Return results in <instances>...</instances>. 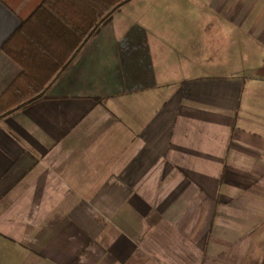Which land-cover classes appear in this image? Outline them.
<instances>
[{
    "label": "crops",
    "instance_id": "crops-1",
    "mask_svg": "<svg viewBox=\"0 0 264 264\" xmlns=\"http://www.w3.org/2000/svg\"><path fill=\"white\" fill-rule=\"evenodd\" d=\"M104 15L0 115V264H264V0Z\"/></svg>",
    "mask_w": 264,
    "mask_h": 264
},
{
    "label": "trees",
    "instance_id": "trees-1",
    "mask_svg": "<svg viewBox=\"0 0 264 264\" xmlns=\"http://www.w3.org/2000/svg\"><path fill=\"white\" fill-rule=\"evenodd\" d=\"M123 0H42L41 4L3 44L22 67L21 73L0 96V115L36 98L100 21ZM40 83V88L31 86Z\"/></svg>",
    "mask_w": 264,
    "mask_h": 264
},
{
    "label": "water",
    "instance_id": "water-1",
    "mask_svg": "<svg viewBox=\"0 0 264 264\" xmlns=\"http://www.w3.org/2000/svg\"><path fill=\"white\" fill-rule=\"evenodd\" d=\"M20 23V18L0 1V49L16 31Z\"/></svg>",
    "mask_w": 264,
    "mask_h": 264
}]
</instances>
